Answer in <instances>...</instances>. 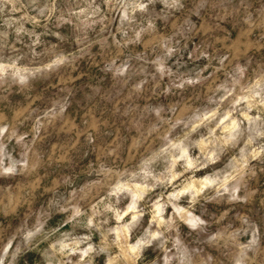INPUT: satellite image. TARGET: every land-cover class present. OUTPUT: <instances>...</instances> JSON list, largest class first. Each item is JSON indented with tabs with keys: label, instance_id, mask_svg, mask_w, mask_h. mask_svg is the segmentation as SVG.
I'll return each instance as SVG.
<instances>
[{
	"label": "clouds",
	"instance_id": "9594fccd",
	"mask_svg": "<svg viewBox=\"0 0 264 264\" xmlns=\"http://www.w3.org/2000/svg\"><path fill=\"white\" fill-rule=\"evenodd\" d=\"M18 11L23 14L17 18ZM201 20L211 26L203 37L208 46L192 59L207 65L188 67L180 41L200 32ZM0 21V192L21 182L27 186L41 172L51 174L47 152L34 138L40 127V111L32 106L37 100L42 109L59 97L58 114L85 102L97 113L103 110L96 130L92 123L77 129L83 139L75 157L87 158L102 146L101 163L112 170L99 179L85 177L84 183L96 184L87 193L79 191L73 176L69 187L75 194L59 197L52 209L41 208L39 214L33 208L20 212L31 201L30 190L7 202L0 197V264H20L29 251H39L44 264H98L102 254L105 264H264L259 220L247 228L248 220L240 225L239 235L250 236L243 244L221 234L218 224L227 217L224 222L235 225L242 212L247 215L237 207L247 204L239 195L245 175L237 167L240 161L259 159L255 170L248 169L253 177L264 171V0H0ZM231 31L238 34L240 51L229 47ZM161 33L164 40L139 56L125 49L129 42ZM41 36L54 37L57 44ZM108 37L119 47H112ZM74 41L81 55L98 41L106 45L101 62L116 67L119 81L111 100L97 99L102 92L96 90L78 100L69 90L78 67ZM210 68L216 71L205 76ZM57 77L63 88L45 93ZM208 84L213 99L198 109L200 115L178 116L172 105L178 108V102H187L188 95ZM237 96L248 103L238 106ZM253 108L256 115L248 116ZM111 136L117 137L114 143H109ZM210 204L221 207L212 211ZM261 209L264 200L256 215ZM57 212L68 218L46 226ZM66 224H71L68 231ZM150 248L156 259L145 255Z\"/></svg>",
	"mask_w": 264,
	"mask_h": 264
},
{
	"label": "rangeland",
	"instance_id": "374dc122",
	"mask_svg": "<svg viewBox=\"0 0 264 264\" xmlns=\"http://www.w3.org/2000/svg\"><path fill=\"white\" fill-rule=\"evenodd\" d=\"M162 7L158 5V8ZM23 13L18 11L13 15L15 17L21 16ZM29 15H35L34 12H29ZM193 20H196L193 17ZM161 22H158L160 24ZM2 24V21H0ZM205 22L203 20L197 23V27L201 29L196 35L189 37L187 40H181L180 43L184 45V62L188 67H204L207 65V61L199 57L193 60L192 56L197 54L198 50L202 46H208V41L203 39L205 34L211 31V26L205 27ZM25 27L31 28V24H26ZM229 29L231 30L230 26ZM38 33L42 32L43 29H38ZM85 33V39L89 38L90 33L88 30H82ZM172 29L169 28V33ZM10 38H14L10 37ZM164 35L161 33L159 37H154L152 39L143 41L141 43H132L129 42L125 45V49H135L134 52L136 56H139L141 52L145 49L151 48L158 41L164 40ZM27 40V37H25ZM41 41H50L52 45H56L57 41L54 37L51 36H41ZM116 40H121L119 35L116 36ZM108 43L114 48H118L111 37H108ZM241 41L238 38L236 31H231V40L229 47H234L237 51H240ZM19 47V45H17ZM106 45H103L101 42H96L92 44L90 48H86L83 55L80 54V44L74 41L73 49L77 53L76 64L78 67L72 71L73 82L69 84V90L73 91V95L78 99H83L85 93H91L93 90L102 92L101 97L97 99H103L104 101L111 100L113 90L118 87V79L116 78V67L113 66L111 62L104 61L101 62L103 56V49ZM91 57V59H90ZM126 58V57H125ZM116 66L120 64V60H116ZM215 63V62H214ZM219 65H216L218 68ZM216 68H210L209 71L204 72L205 76H209L211 72H215ZM83 70V71H81ZM219 79H223V76L217 72L216 73ZM60 85V88H63L64 82L61 78L57 77L52 81L49 88L44 89L45 93H56L60 91V88L56 86ZM212 84L204 86L203 91H196L194 95L190 94L186 97L187 102H178L179 107L176 108L175 105L172 107L178 113V116L183 117L185 115L195 118L200 115L199 110H203L208 104L212 102ZM130 95V93H129ZM219 97L220 94L218 93ZM203 97V99H202ZM14 99H23L20 96H15ZM146 100L152 99V97H146ZM59 97L53 99L49 107L40 108L39 100L32 106L37 108L40 111V116L37 117V120L40 122V127L37 130L38 136L34 137L39 139V144L41 148L47 152L46 159L48 160V169L50 170L49 175H45L41 172L40 176H34L32 179L28 180L27 186L21 182L19 184H14L11 189L5 188L3 192H0V197L5 199V202L12 200L15 197L20 195H25L30 190L31 201L26 202L20 207V212H27L29 208L36 210L39 214L41 208L52 209L59 197L68 196L69 194H75L74 187H69L73 185V176L79 182V191L81 193H87L90 190H95V182L84 183L85 177H96L99 179L100 176H109L112 175V170L108 167H105L101 163L102 159V146H99L93 152L87 155V158H77L75 157V150L79 145V141L83 139L80 132L77 131L78 128H83L85 123H92L93 129L96 130L97 125L95 122L101 121L104 117V111L97 113L93 106L87 104L86 102L83 106L70 105L64 108V112L58 114L59 104L57 101ZM237 101H239L238 106L244 107L247 103V97L241 98L237 96ZM60 104L63 101L59 102ZM27 106V104H25ZM51 109V110H50ZM171 114V113H170ZM248 116H255L256 109L253 108L247 113ZM243 119V116L239 117ZM107 119H103V124H107ZM47 124V127L45 125ZM35 126V122H34ZM107 135V134H106ZM117 137L111 136L109 143H114ZM71 141V144L69 142ZM160 145L157 147L156 151H159ZM67 149V151H65ZM244 149V145L241 143L237 148V153L239 154L240 150ZM255 150V145L252 148L245 151V156L247 152ZM261 156L264 157V153H261ZM73 157V159H69ZM239 159V155H238ZM259 164V159H251L246 163L244 160L240 161V164L237 167H243L245 170V175L240 178V182L244 185L239 195L246 196L247 204L243 203L237 205L238 208H243L247 215L244 212L241 213L240 219L236 221V224L233 225L230 222L225 223L224 221L227 217H223L218 220V224L222 225L221 234L227 235L229 239L233 241H238L241 244L246 243L247 239L250 236H242L240 233V225H244V221L248 220L249 224L245 225V228L249 227L252 222L259 220V226L261 233H264V209L260 210L259 215H256L255 210L260 208L261 200H264V171H258L256 176H251V173L248 169L255 170V166ZM150 162L145 160V167H149ZM261 168H264V165H260ZM95 169V171H93ZM227 172L224 173V178L227 179ZM3 183V181H0ZM68 188L66 192L65 189ZM216 207H221L220 205H209V208L212 211H215ZM74 211V210H73ZM88 211H91V206H89ZM171 212V209L168 210ZM3 217V213H0V218ZM68 218V214L57 212L51 219L46 221L47 225H55L58 221H63ZM186 227V225H185ZM71 229V224H66L63 230L68 231ZM96 243L100 242V237L97 235L95 237ZM44 245H41L43 248ZM211 251L212 249H206ZM150 259H156L157 253L154 252L151 248L145 253ZM27 260L29 264H44V258L39 251H29L27 252L20 260V264H24V260ZM107 257L105 255H100L96 258L98 264H105ZM113 264H119L118 261H114Z\"/></svg>",
	"mask_w": 264,
	"mask_h": 264
}]
</instances>
